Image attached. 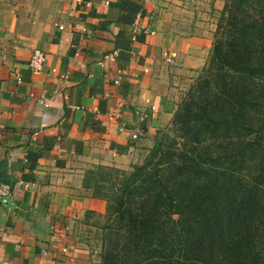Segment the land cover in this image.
Returning <instances> with one entry per match:
<instances>
[{"label": "crops", "instance_id": "0c3cea01", "mask_svg": "<svg viewBox=\"0 0 264 264\" xmlns=\"http://www.w3.org/2000/svg\"><path fill=\"white\" fill-rule=\"evenodd\" d=\"M209 3L0 0V264H94L84 174L127 169L168 125Z\"/></svg>", "mask_w": 264, "mask_h": 264}, {"label": "trees", "instance_id": "16d2710c", "mask_svg": "<svg viewBox=\"0 0 264 264\" xmlns=\"http://www.w3.org/2000/svg\"><path fill=\"white\" fill-rule=\"evenodd\" d=\"M252 2L225 3V36L220 22L172 127L121 180L102 264H264V0ZM168 131L181 148H162Z\"/></svg>", "mask_w": 264, "mask_h": 264}, {"label": "rangeland", "instance_id": "374dc122", "mask_svg": "<svg viewBox=\"0 0 264 264\" xmlns=\"http://www.w3.org/2000/svg\"><path fill=\"white\" fill-rule=\"evenodd\" d=\"M209 1H210L209 3L210 27L212 28L211 37H213L211 48L209 50V55L205 61V64L201 68L191 72L188 79L185 78L183 80V83L180 82V85L178 86V98L177 101L175 102L176 106L172 114V117L168 125H166L165 128L160 130L159 136L156 138L155 142L161 137L162 133L165 130L172 127L171 121L175 111L178 108H180L181 102L185 99V96L187 95L190 86L193 83L197 82L202 68L205 67V65L209 61L212 52L211 50L213 47V43L216 38L215 31H217V25L220 22H221V29L219 35L220 37L225 36L223 30H224L225 22H227L226 21L227 16L225 15L224 16L225 19L222 20L223 18L222 14L224 12L223 7L228 0H209ZM261 2H263V0H256V1L253 0V2L249 4L248 8L252 9L251 12L255 11L251 7V5H253V7L259 10L260 7L258 5ZM262 4L263 3H261L260 5ZM215 5L217 7H215ZM239 17L244 18L245 20L246 18H248V14L245 9L241 12V15ZM255 92L256 90H253V94ZM220 107L221 105L217 106L216 108V111L219 116L221 115ZM262 113L257 114L256 117L258 116L257 118H263ZM168 134H169L168 139L163 144L162 148L168 149L170 148L171 145H173V148L174 147L177 149L181 148L183 140L182 138L178 137L181 135V132H179L178 134L177 132L174 133L173 131H168ZM251 137H253V135ZM211 141L212 140H210L208 143L205 142L202 143L201 148L203 149H198V151L200 153L206 150L208 151L210 149ZM151 148L146 149V151H144L140 156L137 157L135 156L127 169H120L112 166L99 167L100 165H97L94 166L93 168H90L88 171L86 170L84 174L83 185L85 187V193L87 197L90 199V207L86 210V213L84 214V217L82 219L83 237L84 239H87L88 245L91 246L94 250V260H95L94 264H102L101 253L104 250L106 237L108 235L115 236L114 229L117 227V224L114 221L115 207H116L115 193L117 192L116 189L120 187V183L123 177L127 176L130 172H132L134 167L140 166L145 163V160L148 157ZM260 149H263L262 152L264 153V144ZM198 151H195L194 153H197Z\"/></svg>", "mask_w": 264, "mask_h": 264}, {"label": "built area", "instance_id": "2783aa9c", "mask_svg": "<svg viewBox=\"0 0 264 264\" xmlns=\"http://www.w3.org/2000/svg\"><path fill=\"white\" fill-rule=\"evenodd\" d=\"M43 59H44L43 53H41L40 51H35L33 55L30 57L28 61V65L30 68L34 70H40ZM115 82H118V81H115Z\"/></svg>", "mask_w": 264, "mask_h": 264}]
</instances>
